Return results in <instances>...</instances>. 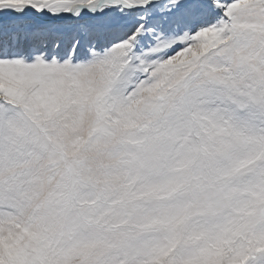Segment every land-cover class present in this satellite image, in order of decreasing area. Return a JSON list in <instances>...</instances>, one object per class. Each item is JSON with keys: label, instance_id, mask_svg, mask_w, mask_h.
<instances>
[{"label": "snow or ice", "instance_id": "obj_1", "mask_svg": "<svg viewBox=\"0 0 264 264\" xmlns=\"http://www.w3.org/2000/svg\"><path fill=\"white\" fill-rule=\"evenodd\" d=\"M0 264H264V0H0Z\"/></svg>", "mask_w": 264, "mask_h": 264}]
</instances>
